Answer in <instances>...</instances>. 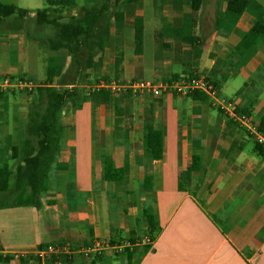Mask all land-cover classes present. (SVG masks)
I'll return each mask as SVG.
<instances>
[{
	"label": "crops",
	"instance_id": "obj_1",
	"mask_svg": "<svg viewBox=\"0 0 264 264\" xmlns=\"http://www.w3.org/2000/svg\"><path fill=\"white\" fill-rule=\"evenodd\" d=\"M233 1L240 14L226 8L228 0H201L197 10L190 0L121 1L107 21L104 50H92L89 62H82L76 86L85 67L93 82L203 73L220 97L234 100L264 127V42L235 52L247 30L264 18L249 12L244 0ZM13 19L1 24L0 76L23 78L36 89L52 57L51 86L69 87L60 82L72 76L71 69L66 72L67 49L50 51L51 35L32 28L33 35L26 21L12 29L7 23ZM135 19L142 21L137 54ZM190 35L196 43L183 40ZM28 45L36 50L33 57ZM115 57L121 58L117 66ZM88 87L79 84L75 103L66 102L59 113L60 147L40 207L0 208L4 251L27 253L0 264H264V148L250 133L204 97L119 94L105 101ZM29 95L0 92L1 163L16 162L10 149L25 136L37 100ZM105 157L121 177L105 178ZM146 208L159 231L142 251L149 236ZM93 240L110 246L90 257L75 251ZM48 244L70 245L71 260L64 254L37 259L36 249Z\"/></svg>",
	"mask_w": 264,
	"mask_h": 264
},
{
	"label": "trees",
	"instance_id": "obj_2",
	"mask_svg": "<svg viewBox=\"0 0 264 264\" xmlns=\"http://www.w3.org/2000/svg\"><path fill=\"white\" fill-rule=\"evenodd\" d=\"M47 6L35 11H29L26 8L15 4L3 3L0 1V32L1 24L4 19L14 18L9 26L12 29H19L24 26L27 17L33 13L36 27H47L53 30V36L47 41L49 50L54 51L58 48H66L71 56L77 55L75 60V69L72 76L65 79L64 84H71L69 87H60L58 89L51 86V78L55 73L54 59L49 57L45 70V81L42 86L35 89L37 101L33 106L25 124V136L18 145H13L10 149V159L16 161L13 166L7 162L0 163V208L12 206H31L35 209L40 207L39 196L48 188V174L56 160L60 147L61 130L58 125V116L66 102H74L77 99L78 89L75 77L78 75V68L82 62L91 59L90 52L94 47L98 51H103L108 36L109 9L115 7L118 2L131 0H103L101 4L92 8H81V16L78 18L70 17L66 21L58 22L52 27L49 24L50 14L62 13V9L71 6L74 0H45ZM193 10H197L201 0H190ZM226 8L237 14L242 12L241 7L236 5L233 0H228ZM115 20H120L116 15ZM29 20V18H28ZM31 23V22H28ZM219 24V19L217 20ZM134 51L139 53L142 44V21L134 20ZM183 40L188 43H196L197 37L194 35L184 36ZM264 42V23L255 22L244 34L235 48V52L240 54L250 46ZM84 52V56L79 54ZM87 56V57H86ZM99 60V59H98ZM81 62V63H80ZM121 62V58L115 57L114 66ZM94 81L93 83H95ZM63 83V81H62ZM92 96L102 97L107 101L109 92L101 90L91 93ZM192 98L204 97L201 93L190 95ZM260 129L264 131L260 123ZM150 137H147L146 142ZM256 144V143H255ZM257 145V144H256ZM259 146V145H257ZM261 147V146H259ZM263 148V147H262ZM105 178L108 180L121 177V172L112 165L110 157L104 160ZM12 183L9 184V179ZM148 187L144 188L147 190ZM142 213L147 216L148 237L152 241L159 231L158 222L148 209H143ZM149 249V244H145L140 250ZM133 256L131 252L127 253V263H130ZM11 257H0V262H6Z\"/></svg>",
	"mask_w": 264,
	"mask_h": 264
},
{
	"label": "built area",
	"instance_id": "obj_3",
	"mask_svg": "<svg viewBox=\"0 0 264 264\" xmlns=\"http://www.w3.org/2000/svg\"><path fill=\"white\" fill-rule=\"evenodd\" d=\"M34 86L23 78H15L10 76H0V92L12 91H31ZM90 92H100L101 90L108 91L110 94H132L144 95L149 94L153 97H158L164 94H176L181 96H190L195 93L204 95L209 104L222 112L229 121L235 123L239 127L246 129L254 142L264 148V131L260 129V123L256 121L251 113L243 112L237 109L234 100L222 98L218 95L216 85L203 73L179 75L169 79H160L157 81H140L135 78L97 80L89 87ZM145 244H150L149 237L145 239ZM110 246L99 240H93L87 244L76 248L77 253H81L86 257L91 254H100L106 247ZM117 248L116 246H112ZM73 250L68 244L44 245L35 251V257L39 260L45 259L52 255L58 257L64 254L65 261L69 262L72 258ZM26 252L11 251L6 252L0 244V257H11L19 259L25 257ZM59 263V260H56Z\"/></svg>",
	"mask_w": 264,
	"mask_h": 264
},
{
	"label": "rangeland",
	"instance_id": "obj_4",
	"mask_svg": "<svg viewBox=\"0 0 264 264\" xmlns=\"http://www.w3.org/2000/svg\"><path fill=\"white\" fill-rule=\"evenodd\" d=\"M0 1L3 2V3L15 4V5L19 6V7L26 8L29 11H35L37 9H42V8H45L47 6L45 0H0ZM102 1L103 0H74L73 3L71 4V6H67V7H65V8L62 9V11H63L62 13L58 12V13L50 14L49 24L52 27V25H55L56 23L58 24V22L66 21L70 17L78 18V17L81 16V8L82 7L94 9V8L98 7L101 4ZM244 1L247 4V10L249 12H253L257 16H259L260 18H264V0H244ZM110 3L112 5V0H110ZM118 3H120V2H118ZM116 9H117L116 5H115V7L110 8L109 9V11H110L109 14H112V12H114ZM147 16H148V11H147ZM28 18H29V20H28ZM147 18H149V17H147ZM26 19H27V21H26V23H27V27H26L27 31H30L31 32V29L32 28H35V30H41V28H42L41 32L45 36H47V35H51L52 36L53 35V30L51 28H47V27H45V28H43V27H41V28L40 27H36L37 25L34 22L33 13H31L29 15V17H27ZM28 22H31V23H28ZM10 23H11V21L8 22L7 24L9 25ZM41 32L39 34H37V35H40ZM31 33L33 35H36L35 32H31ZM32 40H34V39H31L30 41H32ZM92 50L96 51L97 48L94 47ZM27 51H28V56L29 57H33L35 55V52H36V50L31 45H28ZM79 54H80V56H84L85 55L84 52H81L80 53V51H79ZM77 55L71 56V58L69 60L70 61L69 66L70 67H68L66 69V72H67L68 69H71V71H70V74L71 75L74 72V69L76 67V65L74 63L75 62L74 59H77L78 58ZM88 71H90V68L89 67H85L84 69H82V74H81V76H80V78H79V80L77 82L78 83L77 87L79 86V84L80 85H86V86L88 85L89 87L92 86L93 79L88 78V74H87ZM41 74L43 75V78H44V68L43 67L41 68ZM110 78L115 79L114 77H103V78H99V79H96V80H108ZM65 79H66L65 77L61 78L60 79V82L63 81V83H64ZM82 79H84V81L79 82ZM33 80L35 82H37L36 81L37 79H33ZM66 80H68V78ZM88 82H91V83H88ZM89 87H88V91L91 94ZM20 92H26V94L28 96H30L29 94L36 95L35 89L31 90L30 92L24 91V90H21ZM119 94H122V93H117V94H115V93L114 94H112V93L110 94L109 93V95H111V96L119 95ZM130 95H132V94H130ZM144 95H149V94H144ZM0 163H1V161H0ZM9 182L10 183L12 182V178L11 177L9 179Z\"/></svg>",
	"mask_w": 264,
	"mask_h": 264
}]
</instances>
